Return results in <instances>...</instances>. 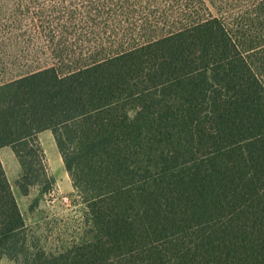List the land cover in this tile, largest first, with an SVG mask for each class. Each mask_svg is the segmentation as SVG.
Returning a JSON list of instances; mask_svg holds the SVG:
<instances>
[{
  "label": "trees",
  "instance_id": "1",
  "mask_svg": "<svg viewBox=\"0 0 264 264\" xmlns=\"http://www.w3.org/2000/svg\"><path fill=\"white\" fill-rule=\"evenodd\" d=\"M199 2L204 15L144 46L102 60L61 48L0 84V149L20 162L21 193L54 190L38 138L50 130L88 226L56 254L31 252L0 159V259L264 264V82L248 53L257 43L248 25L234 29L228 3Z\"/></svg>",
  "mask_w": 264,
  "mask_h": 264
},
{
  "label": "rangeland",
  "instance_id": "2",
  "mask_svg": "<svg viewBox=\"0 0 264 264\" xmlns=\"http://www.w3.org/2000/svg\"><path fill=\"white\" fill-rule=\"evenodd\" d=\"M214 1L229 4L226 10L234 29L248 25V36L257 43L248 51L249 65L264 82V10L255 13L264 0ZM201 7L199 0H0V84L52 60L53 52L61 48L76 54L92 48L98 60L139 48L188 27L195 13L205 14ZM244 19L249 22L241 23ZM50 159L55 179L51 193L35 187L23 195L17 182L11 183L33 253L56 254L83 238L88 229L80 196L70 179L56 178L54 173L60 175L51 152ZM0 264L22 262L2 256Z\"/></svg>",
  "mask_w": 264,
  "mask_h": 264
},
{
  "label": "crops",
  "instance_id": "3",
  "mask_svg": "<svg viewBox=\"0 0 264 264\" xmlns=\"http://www.w3.org/2000/svg\"><path fill=\"white\" fill-rule=\"evenodd\" d=\"M38 138L46 153L49 167H50V161H51L50 152L55 157V163L57 166L56 169L59 170V175H60L58 176L56 173H54V171H52L54 175L56 176V178H60V179L68 178L71 181V178L65 168L60 151L57 147L53 133L50 130H46V131L41 132L38 135ZM0 159L4 166V169H5V172L7 174L10 184L12 182H17L22 175V167L14 151L10 147L1 148L0 149Z\"/></svg>",
  "mask_w": 264,
  "mask_h": 264
}]
</instances>
